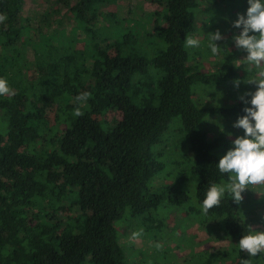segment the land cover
<instances>
[{
	"label": "trees",
	"instance_id": "obj_1",
	"mask_svg": "<svg viewBox=\"0 0 264 264\" xmlns=\"http://www.w3.org/2000/svg\"><path fill=\"white\" fill-rule=\"evenodd\" d=\"M118 2L75 0L71 20L54 23L51 13H37L33 27L20 24L24 0H0V77L13 93L0 96V264H131L117 221H138L156 239L162 223L148 212L187 199L176 185L152 189L163 170L155 159L176 134L189 156L175 165L198 180L191 211L208 234L234 241L210 263L240 264L248 256L237 244L251 228L239 204L226 194L207 214L200 208L208 186L228 179L213 155L225 140L208 138L205 118L236 119L245 106L192 102L194 86L237 77L232 67L208 74L187 64L185 40L196 31L197 9L216 0H161V15L140 2L123 15ZM106 6L120 13L103 19ZM156 15L163 25L150 30ZM144 42L161 47L148 56ZM33 69L41 72L30 81ZM250 85L246 78L244 88ZM82 93L86 101H76ZM115 110L120 120L103 118ZM252 264H264L263 251Z\"/></svg>",
	"mask_w": 264,
	"mask_h": 264
},
{
	"label": "rangeland",
	"instance_id": "obj_2",
	"mask_svg": "<svg viewBox=\"0 0 264 264\" xmlns=\"http://www.w3.org/2000/svg\"><path fill=\"white\" fill-rule=\"evenodd\" d=\"M74 1L24 0L20 24L35 27L37 25V21H35L37 13L44 12L51 13V20L54 23H57L62 16H66L68 20H71L68 7ZM137 2L142 4V9L146 12L155 11L160 15L162 13L161 0H119V6L125 11L122 14L126 15V11L133 8V5ZM203 4L200 3V7L196 12V31L190 36V38L199 41V46H186L189 55L187 64L195 71L208 74L217 71L226 72L232 67L235 69L237 77L219 85L194 86L192 102L199 108L232 107L235 104L242 103L238 99L240 95L255 90L254 84L250 85L252 87L250 90L245 89L244 84L246 78L250 82L257 78V72L261 70L244 60L246 54L237 50L232 43V37L239 32L238 29L232 26L233 22L237 19L238 14L245 13L248 7L247 0H216L215 5L208 3L209 6L213 5V8H205ZM201 7L203 9L198 11ZM99 13L101 18L107 19L111 13H120V8L106 6L101 8ZM123 15L120 14V16ZM156 16L150 22V30L155 25H163L162 16ZM217 30L223 36L222 40L217 41L218 46L223 50L217 56H212L207 44L210 33ZM25 40L26 37L22 41L25 42ZM143 44L144 49L142 48V50L148 56L152 54V51L161 47L159 43L157 45L154 42L150 44L144 42ZM230 57L233 58V62L228 64L227 61ZM40 72L38 69L29 71V80H35ZM236 81L239 83V87L235 86L234 82ZM103 118L106 121L120 120L121 113L117 110L111 111ZM99 120L101 119L99 118ZM235 120L233 118L224 120L210 116L205 118L204 127H207L208 138L213 140L222 136L225 140L222 148L213 151L214 156L220 158L231 146L232 139L236 135H242V130L232 127ZM175 125H178L176 118L171 121L169 131ZM220 125L223 126L224 132H221L223 129L220 131ZM229 133H232V136H229ZM174 137L170 136L168 138L165 149L162 150L164 156L155 159L157 163L163 166V170L159 172L152 183V189L176 185L175 187H180V190L187 194V199L179 206L172 205L166 200L161 202L157 212L153 210L148 212V214L155 217L154 224L162 223L156 239L153 232L144 234L142 225L138 221H125L126 218L117 221L118 242L124 254H126V259L131 264H143V262L145 264H214L210 263L214 260L213 256L219 252H225L227 247L234 244L233 240L218 238L215 235L211 236L197 222V216L191 211V208L197 209L198 206L195 199V187L198 180L185 168L186 166L175 165V163L182 161L183 163L186 162L189 152L186 150L185 145L178 142V135L176 134V138ZM182 150L183 152L187 151L185 158L181 154ZM175 181H177L176 184ZM238 204L242 221L248 224L253 231H264V184L247 186L242 193V200ZM148 214L145 216H148ZM245 253L248 256L246 251ZM215 264L233 263L220 260Z\"/></svg>",
	"mask_w": 264,
	"mask_h": 264
},
{
	"label": "clouds",
	"instance_id": "obj_3",
	"mask_svg": "<svg viewBox=\"0 0 264 264\" xmlns=\"http://www.w3.org/2000/svg\"><path fill=\"white\" fill-rule=\"evenodd\" d=\"M247 5L245 13L238 14L233 22L232 26L239 32L232 37V43L246 54L244 60L261 70L257 72V78L250 82L255 85V90L238 97L245 106L243 114L236 118L232 127L242 130V135L232 139L231 146L216 163L218 171L227 174L228 179L225 183L214 182L208 186L200 201L204 214L213 206H218L226 194L238 203L247 186L264 184V0H247ZM222 39L218 30L210 33L207 47L212 56L223 50L217 44ZM185 43L188 47L199 46V41L193 38H187ZM234 84L239 87L237 81ZM12 94L7 80L0 77V96ZM87 96V93H82L75 100L83 102ZM80 114L79 108L74 109V115ZM219 129L224 132L222 125ZM228 135L232 136V133ZM237 247L248 254V258H242L240 264H252L253 258L264 251V231L250 230L242 234Z\"/></svg>",
	"mask_w": 264,
	"mask_h": 264
}]
</instances>
